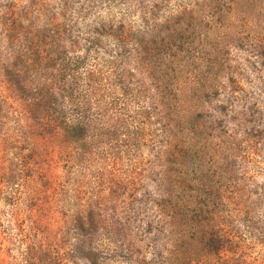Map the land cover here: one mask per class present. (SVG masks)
<instances>
[{"label": "trees", "instance_id": "1", "mask_svg": "<svg viewBox=\"0 0 264 264\" xmlns=\"http://www.w3.org/2000/svg\"><path fill=\"white\" fill-rule=\"evenodd\" d=\"M22 1H0L2 79L33 93L31 110L48 121L76 167L87 170L93 156L111 164L121 180L113 175L111 187L138 190L145 176L134 170L147 161L156 210L147 233L164 263L264 264L253 261L240 238L226 229L224 216L244 210L229 195L226 176L232 168L227 152L218 149L223 140L217 125L227 117V100L219 106L212 102L223 88L189 70L199 58L193 43L186 50L183 39L203 26L218 0H199L177 23L143 31L103 17L86 22L87 11H74L77 0H60L58 7ZM229 3L233 17L240 10L264 11V0ZM126 163L131 170L120 172ZM36 218L30 233L38 225L44 231V217ZM54 255L60 263V252Z\"/></svg>", "mask_w": 264, "mask_h": 264}, {"label": "rangeland", "instance_id": "2", "mask_svg": "<svg viewBox=\"0 0 264 264\" xmlns=\"http://www.w3.org/2000/svg\"><path fill=\"white\" fill-rule=\"evenodd\" d=\"M96 1L77 0L74 11H87L86 22L103 17L133 31L177 23L184 10L199 2ZM41 2L52 7L60 4V0ZM212 5L203 26L183 38L186 50L192 42L199 58L189 70H198L202 82L209 77L224 90L212 99L218 106L227 100L224 124H216L224 142L218 149L227 152L232 168L226 176L229 195L244 206L241 214L225 215L224 223L240 238L251 259L263 263L264 11L257 15L240 10L233 17L229 0ZM31 94L11 88L0 75V264H165L161 249L147 233L156 218L155 185L147 178V161L134 170L145 176L138 190L111 187L113 175L121 181L119 172L94 156L87 170H81L48 121L31 110ZM145 154L149 158L148 151ZM118 169L127 172L131 167L126 163ZM38 216L44 217V231L40 233L38 225L30 233V222ZM58 252L60 263L54 257Z\"/></svg>", "mask_w": 264, "mask_h": 264}]
</instances>
